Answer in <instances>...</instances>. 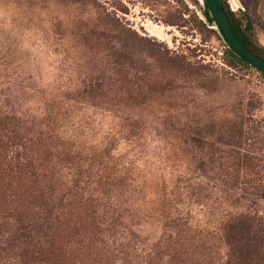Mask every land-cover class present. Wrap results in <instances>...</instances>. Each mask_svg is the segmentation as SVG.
<instances>
[{"label":"rangeland","instance_id":"rangeland-1","mask_svg":"<svg viewBox=\"0 0 264 264\" xmlns=\"http://www.w3.org/2000/svg\"><path fill=\"white\" fill-rule=\"evenodd\" d=\"M225 1L264 54V0ZM202 12L203 0H0V106L78 157L35 217L69 219L57 208L76 178L90 197L97 237L70 236L69 264H188L172 248L183 224L207 238L209 264H264V76L227 64ZM35 222L5 224L0 264L28 260Z\"/></svg>","mask_w":264,"mask_h":264},{"label":"trees","instance_id":"trees-1","mask_svg":"<svg viewBox=\"0 0 264 264\" xmlns=\"http://www.w3.org/2000/svg\"><path fill=\"white\" fill-rule=\"evenodd\" d=\"M218 2L239 40L251 53L264 60L262 50L253 43L249 30L243 27L242 21L230 11L225 0ZM202 15L208 25H214L204 1ZM214 33L223 40L219 31ZM223 43L229 66L253 68L230 50L224 40ZM162 58L171 63L178 59L167 52ZM20 118L15 112L4 110L0 106V233L9 220L18 223L35 219L34 225L40 232L37 235V243L19 253L21 261L23 258L28 259L23 264H69L74 256L68 244L70 236L71 240L77 239L78 244L84 246L85 243L93 244L97 237L95 226V229L92 226L86 227L85 207L91 206V203L90 197L84 196L85 189L81 186L83 181L74 179L71 193L74 199L68 200L65 207L57 208H67L69 219L62 217L56 220L55 227L52 228L44 227L47 225L46 220L36 218L35 215L46 216L53 210L54 204L59 203L57 191L60 173L65 169L70 170L78 157L65 142H60L45 129H37L34 132L26 130ZM182 227L178 236L176 234L173 239L172 248L176 251V261L184 256L188 264H209L210 259L204 253L208 250L207 238L196 234L195 230L186 224ZM8 260L10 259L7 257L5 264H8Z\"/></svg>","mask_w":264,"mask_h":264},{"label":"water","instance_id":"water-1","mask_svg":"<svg viewBox=\"0 0 264 264\" xmlns=\"http://www.w3.org/2000/svg\"><path fill=\"white\" fill-rule=\"evenodd\" d=\"M214 20V27L219 31L229 49L238 57L264 75V60L251 53L239 40L218 0H203Z\"/></svg>","mask_w":264,"mask_h":264}]
</instances>
